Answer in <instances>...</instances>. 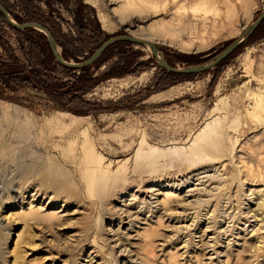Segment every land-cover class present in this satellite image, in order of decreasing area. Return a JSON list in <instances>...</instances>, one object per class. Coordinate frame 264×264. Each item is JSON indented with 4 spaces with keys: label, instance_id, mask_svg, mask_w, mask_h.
Listing matches in <instances>:
<instances>
[{
    "label": "rangeland",
    "instance_id": "rangeland-1",
    "mask_svg": "<svg viewBox=\"0 0 264 264\" xmlns=\"http://www.w3.org/2000/svg\"><path fill=\"white\" fill-rule=\"evenodd\" d=\"M0 4L18 24L52 28L72 63L140 31L175 68L209 60L264 9V0ZM2 20L0 264H264V20L201 73H168L148 48L115 42L88 76L56 65L45 76L39 39ZM28 203L60 217L51 230L26 224Z\"/></svg>",
    "mask_w": 264,
    "mask_h": 264
},
{
    "label": "water",
    "instance_id": "water-1",
    "mask_svg": "<svg viewBox=\"0 0 264 264\" xmlns=\"http://www.w3.org/2000/svg\"><path fill=\"white\" fill-rule=\"evenodd\" d=\"M0 13L4 17L7 24L9 26L13 27L14 29L23 30L26 28H32V29L42 33L43 35H45V37L47 38L49 50H50L54 60L60 66H62L65 69H68L70 71L81 70L85 67H89L91 64H93L99 58V56L110 45H112L115 42H125V43H129V44L139 46V47H146V46L149 47L151 50L152 56L155 58V60L157 61V63L159 64V66L161 68H163L165 71H167L169 73L178 74V75H185V74L189 75V74L201 73L203 71H206L208 69H211V68L217 66L223 60H225L228 56H230L239 47V45H241L244 41H246L253 34V32L257 29V27L260 25V23L264 20V9H263L261 14L258 16V18L254 22H252L251 24L246 26L245 29L243 30V32L237 38L233 39L222 51L217 53L215 56H213L209 60H207L203 63L197 64V65L188 66L185 68H175V67L169 66L166 63L162 53L155 48V45L153 43H151L149 41H144V40H139V39L133 38V37L129 36L128 34H126V35H115V36L109 37L106 41H104L102 44H100V46H98L89 57H87L84 60H81L80 62L72 63L70 61H65L62 58V55L57 48L55 38L53 37V35L49 32V30L46 27H44L38 23H34V22H26V23H22V24L16 23L15 21H13L10 18V15L8 14L6 9L1 4H0ZM156 52L158 53L160 60H158Z\"/></svg>",
    "mask_w": 264,
    "mask_h": 264
},
{
    "label": "trees",
    "instance_id": "trees-1",
    "mask_svg": "<svg viewBox=\"0 0 264 264\" xmlns=\"http://www.w3.org/2000/svg\"><path fill=\"white\" fill-rule=\"evenodd\" d=\"M3 6V5H2ZM4 7V6H3ZM5 8V7H4ZM6 9V8H5ZM6 11H7V9H6ZM8 12V11H7ZM8 14H9V12H8ZM0 16H2V14L0 13ZM2 27H4V26H6V27H8L9 29H12V30H15V31H19V33H21V34H24V35H30V34H32V35H35L38 39H39V50H40V53H41V55H42V62L40 63L39 62V64H35L36 65V67L38 68V69H41V71L44 73V75L46 76V73H47V69L48 68H51V67H55V65L56 66H60L55 60H54V58H53V56H52V54H51V52H50V50H49V47H48V43H47V38L45 37V35H43L42 33H40V32H38V31H36V30H34V29H32V28H26V29H23V30H17V29H14L13 27H11V26H9L8 24H7V22L5 21V19H4V17L2 16ZM30 22V21H29ZM31 22H33V21H31ZM34 23H38V24H40V25H42V26H48V25H46L43 21H41V20H35V22ZM48 28V30H49V32L52 34V35H54V31H53V29L52 28H50V27H47ZM254 34V33H253ZM252 34V35H253ZM252 35L249 37V38H251L252 37ZM248 38V39H249ZM234 53V52H233ZM61 55H62V58L65 60V61H67L66 60V53L64 52V50H62V52H61ZM91 65H94V63L93 64H91ZM89 66V67H87V68H84V69H81L80 71L83 73V74H85L86 76H88L87 75V73H88V69H90L92 66ZM220 65V64H219ZM62 69H65V68H63L62 66H60ZM65 70H67V71H70V70H68V69H65ZM172 74V73H171Z\"/></svg>",
    "mask_w": 264,
    "mask_h": 264
},
{
    "label": "bare ground",
    "instance_id": "bare-ground-1",
    "mask_svg": "<svg viewBox=\"0 0 264 264\" xmlns=\"http://www.w3.org/2000/svg\"><path fill=\"white\" fill-rule=\"evenodd\" d=\"M264 6V5H263ZM264 8V7H263ZM258 18V17H257ZM120 21V20H119ZM248 26V25H247ZM129 33H130V35H129ZM128 33V35L129 36H131V37H133V38H136V39H139V40H144V41H148V40H150V38H151V36H150V34H148V33H142V32H140V31H130ZM254 33V32H253ZM149 42H151V41H149ZM245 42V41H244ZM243 42V43H244ZM151 43H153V42H151ZM154 45H155V43H153ZM240 46V45H239ZM146 48H148L149 50H150V48L149 47H147L146 46ZM158 50V49H157ZM237 50V49H236ZM235 50V51H236ZM234 51V52H235ZM150 52H151V50H150ZM233 54V53H232ZM156 55H157V57H158V60H160V57H159V55H158V53L156 52ZM229 57V56H228ZM227 57V58H228ZM226 58V59H227ZM225 59V60H226ZM224 61V60H223ZM222 61V62H223ZM221 62V63H222ZM167 63V62H166ZM220 63V64H221ZM168 64V63H167ZM169 65V64H168ZM219 65V64H218ZM217 65V66H218ZM170 66V65H169ZM216 67V66H215ZM214 68V67H213ZM84 69V68H83ZM169 73V72H168ZM185 75H187V74H185ZM168 94H164V95H162V96H159V97H161V98H163V97H166ZM241 103V102H240ZM24 192H26V190L24 191ZM27 193V192H26ZM38 194V193H37ZM39 195V194H38ZM256 204V203H255ZM31 203H28V208H27V216H29V218L28 219H26V224H32V223H36L38 220H43V221H46L47 222V224L45 225V228L46 229H48V230H51L53 227H54V224H55V222L56 221H58L59 220V216L56 214V213H52V214H47V213H42V212H44L43 211V208L41 207V205H39L38 207H35V209H33V207H31ZM252 210V209H251ZM248 213V212H247ZM251 213V212H250ZM253 214V213H252ZM251 214V215H252ZM256 214V213H255ZM33 215H34V217H33ZM41 217V218H40ZM262 220V219H261ZM259 227V226H258ZM261 229V228H260ZM259 230V229H258ZM257 231V230H256ZM253 233V232H252ZM256 245L254 244V246L253 247H255Z\"/></svg>",
    "mask_w": 264,
    "mask_h": 264
}]
</instances>
